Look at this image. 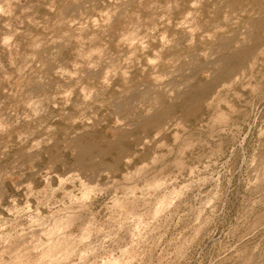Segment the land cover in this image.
Here are the masks:
<instances>
[{
    "label": "rangeland",
    "instance_id": "1",
    "mask_svg": "<svg viewBox=\"0 0 264 264\" xmlns=\"http://www.w3.org/2000/svg\"><path fill=\"white\" fill-rule=\"evenodd\" d=\"M263 41L264 0H0V264H264Z\"/></svg>",
    "mask_w": 264,
    "mask_h": 264
},
{
    "label": "bare ground",
    "instance_id": "2",
    "mask_svg": "<svg viewBox=\"0 0 264 264\" xmlns=\"http://www.w3.org/2000/svg\"><path fill=\"white\" fill-rule=\"evenodd\" d=\"M2 8V7H1ZM190 16V15H189ZM256 28V27H255ZM263 39V38H262ZM229 42V41H228ZM264 42V41H263ZM256 43V42H255ZM224 46V45H223ZM237 46V45H236ZM251 47V46H250ZM252 48V47H251ZM232 52V51H231ZM240 56V55H239ZM214 66V65H213ZM192 82V81H191ZM132 90V89H131ZM179 90V89H178ZM146 94V93H145ZM153 94V93H152ZM127 107V106H126ZM134 116V115H133ZM83 151V150H82Z\"/></svg>",
    "mask_w": 264,
    "mask_h": 264
}]
</instances>
